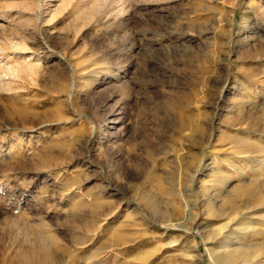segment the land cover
<instances>
[{
  "label": "rangeland",
  "instance_id": "rangeland-1",
  "mask_svg": "<svg viewBox=\"0 0 264 264\" xmlns=\"http://www.w3.org/2000/svg\"><path fill=\"white\" fill-rule=\"evenodd\" d=\"M0 49V264H264V0H0Z\"/></svg>",
  "mask_w": 264,
  "mask_h": 264
},
{
  "label": "bare ground",
  "instance_id": "bare-ground-1",
  "mask_svg": "<svg viewBox=\"0 0 264 264\" xmlns=\"http://www.w3.org/2000/svg\"><path fill=\"white\" fill-rule=\"evenodd\" d=\"M2 52H3V49L2 50L0 49V54ZM12 73H13V71H12ZM53 241L55 243H59L56 241V238L53 239ZM60 250H61V253L64 252L65 255H67V256L64 255L66 258L65 257L63 258V256L59 255L60 253L57 254L58 252L53 251L51 246L47 245L45 243V241H44V243L40 242V241L38 243L33 242L32 244H30L29 247L23 249V255L24 256H21V257H25L22 259L23 262H24V259L25 260L27 259L30 262L29 264H31V263L32 264H70V262L73 258L72 255H74L73 254L74 251L73 250H67V249L62 248V247ZM116 256L118 257V255H116ZM119 264H122V263H119Z\"/></svg>",
  "mask_w": 264,
  "mask_h": 264
}]
</instances>
